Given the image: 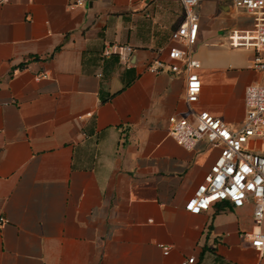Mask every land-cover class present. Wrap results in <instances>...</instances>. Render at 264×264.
Segmentation results:
<instances>
[{"label": "crops", "instance_id": "crops-1", "mask_svg": "<svg viewBox=\"0 0 264 264\" xmlns=\"http://www.w3.org/2000/svg\"><path fill=\"white\" fill-rule=\"evenodd\" d=\"M72 2L0 0V264H264L241 237L255 228L250 204L185 209L220 148L167 133L189 109L241 126L244 90L264 75L228 33L252 17L231 0L199 3L202 88L189 106L173 28L162 37L141 20L151 4ZM153 59L179 70L151 72Z\"/></svg>", "mask_w": 264, "mask_h": 264}, {"label": "built area", "instance_id": "built-area-1", "mask_svg": "<svg viewBox=\"0 0 264 264\" xmlns=\"http://www.w3.org/2000/svg\"><path fill=\"white\" fill-rule=\"evenodd\" d=\"M90 0H73V5H84ZM153 1H176L181 5L179 23L171 30L172 45L167 47L171 60L181 62L186 71L185 100L194 104L199 98L202 83L198 73L201 64L193 57L191 47L197 41L200 15L199 3L203 0H139L141 8H147ZM234 8L244 11L253 19V28L233 29L228 33L229 45L233 48L244 47L253 51V69L264 75V0H231ZM133 47L119 46L118 54L129 61ZM151 72L165 69L178 71L176 64L153 59L147 65ZM46 77L47 72L39 74ZM245 115L241 126L231 129L228 124L207 110L189 109L187 115L168 118L167 133L181 146L193 148L205 138L210 145L220 148L219 154L187 199L185 209L191 214L208 211L213 204L226 201L238 208L250 204L255 228L241 234L251 247L264 250V76L261 83L249 85L244 90ZM87 115H91L90 113ZM8 220L0 217V226ZM163 254L169 247L162 246ZM194 256L181 260L179 264H195Z\"/></svg>", "mask_w": 264, "mask_h": 264}, {"label": "rangeland", "instance_id": "rangeland-1", "mask_svg": "<svg viewBox=\"0 0 264 264\" xmlns=\"http://www.w3.org/2000/svg\"><path fill=\"white\" fill-rule=\"evenodd\" d=\"M149 12L151 13L149 18L141 19L144 22L143 25L153 28L156 35L165 37L181 20L182 9L176 1H153Z\"/></svg>", "mask_w": 264, "mask_h": 264}]
</instances>
